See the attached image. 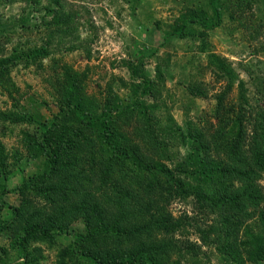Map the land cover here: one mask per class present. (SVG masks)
<instances>
[{
    "label": "rangeland",
    "instance_id": "1",
    "mask_svg": "<svg viewBox=\"0 0 264 264\" xmlns=\"http://www.w3.org/2000/svg\"><path fill=\"white\" fill-rule=\"evenodd\" d=\"M217 3L220 21L215 27L188 22L183 37L163 38L189 13L212 17L209 0H0V59H8L0 65V189L6 190L5 204H0V264H56L57 250L70 243L71 233L83 229L78 217L69 223L68 234L51 244L39 238L17 243L21 231L10 225L7 206H19L18 186L46 167L39 147L42 126L62 135L64 144L57 145L67 158L61 157L55 176L24 188L32 207H51L46 196L33 191L40 184L65 186L71 179L82 183L96 202L115 201L117 206L121 196L131 199L129 207L136 210L132 194L151 198L157 225L179 222L169 231L150 228L142 238L166 243L172 261L233 264L219 252L232 245L244 255V264H264V247L252 259L242 251L251 248L252 236L264 238V161L259 168L254 154L261 138L253 137L254 128L264 131V118L254 122L258 113L264 114V0ZM38 49L42 55L33 54ZM211 55L231 68L233 80ZM130 63L138 68L136 76ZM145 79L149 87L141 94ZM68 93L79 97L89 117L108 112L104 119L110 133L75 119L67 108ZM238 114L245 136L234 152V161L241 163L235 166L229 153L236 139L216 136L214 130ZM192 129L207 144L196 154L203 172L189 166ZM134 159L162 162L189 193L177 196L163 182L165 189L153 187L150 197L145 196L150 174L140 172ZM218 159L234 164L226 165L228 176L216 166ZM239 171H250L249 179ZM246 183L259 205L258 199L241 197L231 204L224 201ZM138 212L131 217L141 223L145 218ZM225 217L228 236L225 228L218 232ZM120 241L129 248L135 243Z\"/></svg>",
    "mask_w": 264,
    "mask_h": 264
},
{
    "label": "trees",
    "instance_id": "2",
    "mask_svg": "<svg viewBox=\"0 0 264 264\" xmlns=\"http://www.w3.org/2000/svg\"><path fill=\"white\" fill-rule=\"evenodd\" d=\"M251 1V0H250ZM249 3V1H246ZM210 7L212 10V17L208 18L207 16H201L195 13H189V15L181 22V25L171 31L165 32L163 38H167L171 35H175L178 38L183 37L186 32V23L196 22L200 26L206 29H211L215 27L220 21V11L217 0H209ZM33 54L42 55L43 50H33ZM217 65L223 69L224 73L229 80H233L234 74L229 68V66L222 65L223 61L217 56L211 55ZM8 59H0V65L7 63ZM130 72L133 75H137V67L133 63L129 64ZM141 94H143L149 87V80H141ZM67 108L73 114L74 118L77 119L80 123L88 126L94 127L98 124V127L103 134L108 135L110 133L109 129L106 128L105 119L108 117V112L97 117H89L85 113L84 105L79 101V97H72L70 93L66 97ZM134 106L141 108L142 104L140 102H135ZM233 106V105H231ZM238 109H243L242 105L237 106ZM105 118V119H104ZM264 118V114L258 113L254 119ZM243 116L241 114L236 115L234 118H231L229 123L222 122L214 130L216 136L222 135H233V138L236 141H233L231 144V152L229 153V158L236 165H241L238 161L236 163L233 159L235 157V150L238 148L239 139H243L245 136V130L242 126ZM258 120L254 122H258ZM103 126L105 128H102ZM194 128V127H193ZM257 128V127H256ZM254 128L253 137L261 138L257 142L259 147L255 148L254 158L257 161L259 168H263L262 161H264V131L263 127L260 130ZM51 126H42L41 133V142L39 144L40 150L46 155L47 162L46 167L43 171L33 174L26 179H24L20 186H18V191H20V204L19 206H7L10 209L11 217L9 220L10 225L15 226L20 230V234L17 237V243L20 246H23L28 239H42L43 241L51 244L56 241V239L61 236L68 234L69 223L72 220L81 218L83 229L81 232L71 233L72 236L70 243L66 246L61 247L55 253V263L56 264H179L178 261H172L170 256L166 255L167 246L166 243H163L162 240L151 239L146 241L143 236H148L149 229L155 228L159 232L160 229L171 230L174 226L178 225L179 221H175V224L167 220L164 221L165 224L169 225L167 228L160 225H157V221L152 216L150 210L153 207L151 204V198L146 200V198L137 197L132 194L131 204L137 205L138 208L135 210L129 207V202L131 199H126V197H119L117 206L115 201H107L105 203L96 202L92 195L86 190H83V184L70 180L65 183V186L58 183L55 186H43L40 184L39 190L36 188L33 191L39 196H46L51 202V207L46 211V206H40L37 208L32 207L31 201L27 196V193L24 192L26 186L30 187L34 185V182L47 179L52 174L55 176L59 163L62 161L61 157L67 158L65 151H60L57 143L62 141L61 134H51ZM187 132H189L187 130ZM189 137L192 138L194 145L193 151L191 150L189 156V166L192 168L196 167V171L203 172L204 167H202L199 162L196 160V154L198 149H205L207 144L203 140V135L200 131L192 129V132L189 133ZM63 142V141H62ZM61 142V143H62ZM64 142L61 144L63 145ZM206 145V146H205ZM161 153L163 152L162 149ZM164 157V156H163ZM166 157V156H165ZM1 163V159H0ZM135 166L140 170V172L149 173L150 178L143 186V194L147 197H150V193L153 190V187L158 186L162 188V183L167 184L166 189L170 188L177 196L187 194L190 191V188L186 186V183L179 181L174 178L172 170L169 169L162 162L152 161L149 164H142L139 159H134ZM202 163V161L200 162ZM226 164L222 162L221 159H218L216 166L219 169H224V177L228 176L227 166L234 167V164ZM133 164V165H134ZM199 164V165H198ZM177 168V166H176ZM244 172L242 179H249L250 171H239ZM96 175H99V172H96ZM164 180H161V177ZM172 185L175 186V189L172 188ZM251 184H244L243 191L239 189L234 192V195L230 199H225V202L229 204L233 203V200L237 201V198H244L246 200L258 199L253 196L254 190L251 189ZM162 189H165L164 186ZM83 190V191H82ZM237 190V189H236ZM250 190L252 192H250ZM82 191V198L79 201H75L74 196ZM6 192L5 188L2 186L0 189V204L4 205L3 195ZM147 193V194H146ZM88 197H86L85 196ZM253 197V198H252ZM261 200L258 199L257 205H259ZM112 205L114 208L109 207ZM135 210V211H134ZM141 212H138V211ZM140 214V217H144L145 220L141 223L137 222L135 216L131 217L135 213ZM260 218L264 219V212L260 215ZM228 218H224L222 223L220 222V227H218V232L220 233L224 228V235L228 236L231 232L230 228L227 227L226 223ZM164 224V225H165ZM4 228L3 223L0 221V231ZM15 232V230H13ZM146 233V234H143ZM205 236V235H203ZM251 237V236H250ZM254 237V236H252ZM251 237V238H252ZM250 238L251 248H243V253L246 255V259H252L253 257L261 254V246L264 247V238L254 240ZM126 241H135L132 247L121 246L120 240ZM222 247L219 249L220 254L224 255L225 258L229 259L233 264H244L242 259L244 255L241 256L238 249H233L232 245L229 247ZM23 264H36L33 261H24Z\"/></svg>",
    "mask_w": 264,
    "mask_h": 264
}]
</instances>
